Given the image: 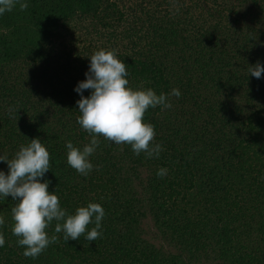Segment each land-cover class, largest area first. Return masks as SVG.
<instances>
[{
	"label": "trees",
	"instance_id": "16d2710c",
	"mask_svg": "<svg viewBox=\"0 0 264 264\" xmlns=\"http://www.w3.org/2000/svg\"><path fill=\"white\" fill-rule=\"evenodd\" d=\"M101 48L127 64L131 87L182 95L144 115L159 158L101 136L85 177L68 166L65 141L89 142L74 88ZM256 63L264 0H29L0 16V154L40 138L61 205L105 210L96 241L66 242L53 221L57 241L33 259L12 235L16 201L0 199V264H264V74L247 71Z\"/></svg>",
	"mask_w": 264,
	"mask_h": 264
},
{
	"label": "clouds",
	"instance_id": "9594fccd",
	"mask_svg": "<svg viewBox=\"0 0 264 264\" xmlns=\"http://www.w3.org/2000/svg\"><path fill=\"white\" fill-rule=\"evenodd\" d=\"M17 6L21 11L27 10L29 0H0V16ZM88 58L86 78L77 83L74 91L80 96L76 101L80 113L76 122L90 139L82 147L65 141L68 166L87 177L95 168L90 158L99 148L101 136L113 144L130 145L137 156L144 153L147 158H159L163 146L152 143L156 133L154 126L144 121V115L149 108H171L169 95L180 98V90L157 94L150 87H131L127 64L114 49L101 48ZM247 71L260 79L264 65L256 63L248 66ZM85 90H89L88 96L84 95ZM0 162L7 164V172L0 170V199L11 197L16 201L11 208V231L17 237V245L24 248L23 256L36 259L57 241L58 236H49L47 231L53 221L54 232L62 233L66 242L78 241L81 236L92 242L102 236L105 210L100 203L89 202L70 213L61 205L55 190H49L51 181L45 174L51 168L50 153L40 138L21 144L11 158L0 154ZM166 174L165 168L156 172L161 178ZM3 224L0 218V225ZM92 224L94 227L89 229ZM4 245V235L0 234V248Z\"/></svg>",
	"mask_w": 264,
	"mask_h": 264
}]
</instances>
